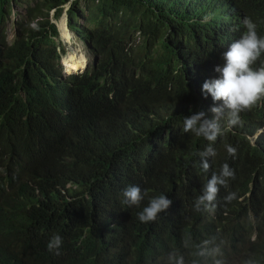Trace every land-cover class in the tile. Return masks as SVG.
Returning <instances> with one entry per match:
<instances>
[{
	"label": "trees",
	"instance_id": "1",
	"mask_svg": "<svg viewBox=\"0 0 264 264\" xmlns=\"http://www.w3.org/2000/svg\"><path fill=\"white\" fill-rule=\"evenodd\" d=\"M70 2L73 31L80 33V20L97 26V65L72 78L73 88L59 54L41 49L48 28L56 34L48 21L29 32L20 23L19 40L0 50L4 68L19 78L0 103V264H168L171 253L185 264H264V134L260 148L248 139L264 126L254 123L262 116L240 114L242 123L211 145L217 155L208 172L199 153L210 142L182 132L183 117L214 118L210 109L220 102L205 98L202 85L219 78L215 68L243 22L219 0H41L28 12L47 17ZM14 3L0 0V27ZM13 135L27 153L18 175ZM225 163L235 178L220 188L214 211H197L196 199ZM130 185L147 190L139 207L123 203ZM229 192L237 194L231 202ZM160 194L169 209L140 222L137 214ZM56 234L59 255L47 249ZM206 240L221 254L198 256Z\"/></svg>",
	"mask_w": 264,
	"mask_h": 264
},
{
	"label": "clouds",
	"instance_id": "2",
	"mask_svg": "<svg viewBox=\"0 0 264 264\" xmlns=\"http://www.w3.org/2000/svg\"><path fill=\"white\" fill-rule=\"evenodd\" d=\"M26 3V11L20 9L23 6L21 1L16 0L13 4L12 14L9 20L14 17L15 22L7 29V23L4 27H0V50L4 51L12 48L19 40V26L24 23L29 29H37L40 23L48 21L50 27L54 28L55 33L48 28V39L41 42V49H54L59 55V68L62 74V79L68 81L69 87L73 88L72 78L83 76L87 70L97 65V57L93 54L91 49V36L97 30V26L89 21L80 20L79 25L82 26L80 33H76L69 26L68 11L71 3H67L59 8H54L49 11L47 17L38 15L36 12H28V8L34 7L37 2ZM229 10H233L234 14L243 22L245 31L241 37L234 40L228 50L224 53L223 59L225 64L223 67L216 66L215 71L219 73V78L208 79L202 85V92L207 96H211L214 102H220L218 106H213L210 111L214 114L213 119H207L204 112L194 113L190 116L183 117V133H192L197 137H203L210 142L209 146L199 153L201 158L200 165L204 172H208L211 165L209 157L217 155L214 148L211 146L231 130L233 127L240 125L241 113L251 111V116L255 119L262 116L261 119L255 122L264 121V34L260 35L257 30L258 26H264V0H219ZM231 3V4H230ZM61 10V13H59ZM58 13V15H57ZM86 16V13H84ZM65 18L67 30L76 36L83 44L84 48L76 44V50H81L86 59L85 67L79 71L69 72L65 67V58L70 53L68 44L64 41L59 27V22ZM209 17H204L206 22ZM8 20V21H9ZM19 22L17 23V21ZM258 25V26H257ZM194 26V25H193ZM10 31L12 37L10 38ZM73 40V37H72ZM72 40L70 45L72 46ZM223 49L227 47L224 44L220 45ZM68 49V53L66 48ZM73 47V46H72ZM74 48V47H73ZM86 50V52L84 51ZM37 65V62H34ZM19 84V78L4 68V64L0 61V103L5 98L6 87L16 86ZM221 119H226V126H221ZM264 134V126L259 128L256 132L248 134V139L251 144L260 148L262 145L261 135ZM17 135V134H16ZM16 135L10 139L8 147L16 150L20 154L18 169L15 175H18L22 166L27 162L21 159V156L27 155L22 152L21 147L24 143L14 141ZM228 154L235 157L237 149L231 145H225ZM235 178V172L230 166L225 163L222 165L219 174L213 173L207 184L203 187L202 194L195 201V209L197 211L212 212L215 210V201L219 194L220 188L228 186V180ZM123 203L129 207H139L147 196V190L142 191L139 186L130 185L124 192ZM237 198L235 192H229L225 197L227 202H231ZM172 201L167 198V195L160 194L151 198L147 205L139 212L138 219L142 223L155 222L161 213L165 212L171 206ZM63 240L59 234L54 235L47 244L49 252H54L56 255L60 254V248ZM212 241H204L196 253L200 257H214L220 255L219 247H210ZM185 246H188V241H185ZM168 264H185L183 256L176 253L169 254ZM214 264H222V261L215 260ZM245 264H256L253 260L245 261Z\"/></svg>",
	"mask_w": 264,
	"mask_h": 264
},
{
	"label": "bare ground",
	"instance_id": "3",
	"mask_svg": "<svg viewBox=\"0 0 264 264\" xmlns=\"http://www.w3.org/2000/svg\"><path fill=\"white\" fill-rule=\"evenodd\" d=\"M59 27L61 30V34L63 36L64 41L68 44L69 46V51L70 53L66 56L65 58V67L67 68V70L69 72H75V71H79L81 69H83L85 67L86 64V59H84V54L82 53L81 50H76L75 48H73L70 45V42L72 40V34L67 30L66 24H65V18L63 17L62 20L59 22ZM69 36V37H68ZM74 55V56H73ZM71 56H73L72 58H70ZM69 62L74 63V62H79L80 63V67H78L76 70L73 69H69Z\"/></svg>",
	"mask_w": 264,
	"mask_h": 264
},
{
	"label": "rangeland",
	"instance_id": "4",
	"mask_svg": "<svg viewBox=\"0 0 264 264\" xmlns=\"http://www.w3.org/2000/svg\"><path fill=\"white\" fill-rule=\"evenodd\" d=\"M18 1H21L22 3H23V6H21V10L23 11V13H25V11H26V3H33L34 1H36V0H18ZM15 22V18L14 17H12L9 21H8V23H7V26H6V28L7 29H9L11 26H12V24ZM12 37V31H10V38ZM69 37V36H68ZM76 44L77 45H80V46H82L83 48H84V46H83V44L80 42V40L74 35L73 36V40H72V46L74 47V48H76ZM66 49V51H67V53H68V49H67V47L65 48ZM84 51L86 52V50L84 49ZM74 56V55H73ZM73 56H71L70 58H72ZM68 63L70 64L69 65V69H73V70H76L78 67H80V63L79 62H74V63H71V62H69L68 61Z\"/></svg>",
	"mask_w": 264,
	"mask_h": 264
}]
</instances>
